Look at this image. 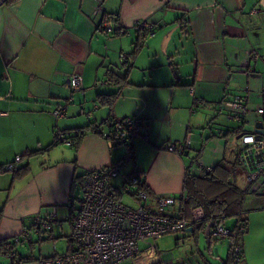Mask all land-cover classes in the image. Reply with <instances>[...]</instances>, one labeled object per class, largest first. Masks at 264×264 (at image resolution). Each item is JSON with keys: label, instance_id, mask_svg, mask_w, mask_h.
<instances>
[{"label": "crops", "instance_id": "1", "mask_svg": "<svg viewBox=\"0 0 264 264\" xmlns=\"http://www.w3.org/2000/svg\"><path fill=\"white\" fill-rule=\"evenodd\" d=\"M97 4L98 0H17L12 4L0 0V111L5 112L0 114V239L13 240L23 231H32L33 216L56 207L51 231L32 233L26 242L16 244L12 256L1 252L0 264H39L46 257L39 254V241L45 239L65 237V251L72 245L71 216L80 207L82 176L120 162L126 152V146H109L101 134L86 130L89 123L109 116L135 115L146 125L147 136L134 139L133 156L122 163L112 183L118 187L123 174H139L152 194L148 209L154 210L161 196L180 198L200 190L208 198L227 201L230 210L238 212L236 200L246 193L249 169L238 156L240 135L254 132L263 115L257 108L264 106V0H104L102 9L115 16L117 33L113 35L95 30L97 17L92 10ZM254 9L257 12L251 14ZM138 20L152 23L154 35L145 37V32L133 29L128 34L120 32ZM172 26L166 53H159L160 39ZM177 28L187 32L185 68L175 67L169 52ZM251 50L258 56L251 57ZM121 53L127 54L126 60L121 61ZM245 61L253 71L244 74L240 68ZM74 73L82 77L77 90L69 85ZM237 93L248 96L242 123L227 118L225 102ZM99 94H115L116 99L112 105H100ZM58 103H66V110L55 118ZM79 128L85 132L77 147L53 144L55 130ZM189 133L190 145L183 154L162 148L168 142H184ZM227 152H237L238 160L231 161ZM17 155L21 159L14 170L26 167L20 176L2 169ZM194 159L210 171L216 168L215 172L203 177L192 164ZM234 164L247 169L241 186L229 182ZM224 180L237 192H224ZM117 193L127 204H136ZM197 204L198 199L189 196L165 212L188 217L187 209ZM241 208L243 213V201ZM238 219L239 215L226 216L224 224L234 221L226 225L234 227ZM183 233L193 235L189 229ZM224 242L223 264L228 259ZM19 245L25 248L19 251ZM144 249L142 245L136 258L120 264L157 263L155 250Z\"/></svg>", "mask_w": 264, "mask_h": 264}, {"label": "built area", "instance_id": "2", "mask_svg": "<svg viewBox=\"0 0 264 264\" xmlns=\"http://www.w3.org/2000/svg\"><path fill=\"white\" fill-rule=\"evenodd\" d=\"M94 6L92 14L97 17L95 30L99 34L113 35L117 33L115 16L107 14L101 7V2ZM257 10L251 11V14ZM145 32V37L154 35L152 23L146 20L135 21L131 27L121 28V33L128 34L131 30ZM251 57L258 55L254 50ZM126 53L120 54L121 61L127 59ZM244 74L253 71L249 61H245L240 68ZM105 81H98L102 84ZM72 90H77L82 85V77L74 73L69 78ZM247 91V89H245ZM248 96L246 93L234 94L225 102L227 118L236 123L244 122L248 112ZM66 103H58L53 110L55 118L63 116ZM262 114L263 108H257ZM1 112L0 114H4ZM91 131L101 134L109 146L123 142H134V139L143 135L147 136L145 125L139 117L128 115L123 118L109 116L104 121L91 126ZM57 139L71 145L73 136L55 130ZM77 132H75V135ZM190 133L188 138L181 143L168 142L162 148L171 152L183 154L190 145ZM133 153L126 152L120 162L98 167L87 171L80 181L81 198L79 209L71 216L72 245L63 253H54L51 256L39 259V264H120L127 258H136L143 252L154 253V247L150 240L159 239L166 234L188 230L197 222L204 219V211L200 204L187 209L188 217L167 213L165 210L173 207L179 199L187 200L189 195L183 193L180 198L174 196H161L157 198L156 208L150 210L146 207L150 196L145 188L141 176L137 173L123 174L122 183L115 187L112 181L120 175L121 165L128 162ZM239 160L249 169L246 176L244 192L258 180L264 171V139L255 132H244L240 135ZM21 159L15 156L13 162L2 166L3 170H14V164ZM192 164L204 177L210 173V167L204 165L198 159ZM145 186V185H144ZM124 196L130 197L136 204H127L117 197V190ZM182 206L178 207L180 211ZM56 217V207L51 208L46 214H38L33 217L32 231H23L13 238L16 244L26 242L32 233L43 234L51 231L52 223ZM200 219V220H199ZM199 220V221H197ZM225 216H221L213 222L209 230V238L213 241H227L228 259L226 264H246L242 250V235L245 232V222L239 218L234 227L224 224ZM150 253V254H151ZM156 264V263H155ZM164 264H174L166 261Z\"/></svg>", "mask_w": 264, "mask_h": 264}, {"label": "rangeland", "instance_id": "3", "mask_svg": "<svg viewBox=\"0 0 264 264\" xmlns=\"http://www.w3.org/2000/svg\"><path fill=\"white\" fill-rule=\"evenodd\" d=\"M173 28L175 27L172 26L170 31ZM186 34L187 32L177 28L173 30L171 35L169 52L172 54V62L177 68H185L189 63V58L184 49L186 48ZM164 36L161 37L158 45L159 53H166L167 45L165 46L166 48H163L162 45ZM172 48H176V51L172 50ZM250 125L252 126V124ZM234 150L236 151V149ZM227 154L230 158L232 157L231 161L236 162L238 160L237 152H227ZM234 165L233 174L229 177V182L231 181L233 184L241 186L247 169L241 164ZM75 194L76 202H78L80 197L79 188ZM128 198L132 200L130 197ZM242 214L248 223L246 233H244L242 238L245 262L246 264H264V174H261L258 180L243 195ZM228 219H233V217H228L226 220ZM233 222L227 221L225 225H231ZM64 224L67 228V233H69L68 220H65ZM183 232L171 233L164 235L160 239L150 240L157 256L156 264H164L171 259L174 264L181 261H187L189 264H223L221 259L226 256V242L210 240L211 242L208 244L203 230L197 231L195 235H184ZM65 244L66 238L58 236L55 237V240L45 239L44 241H39V254L47 256L53 255L54 252L62 253L65 251ZM22 246H17V249L19 251L24 249L25 247ZM128 262L124 264H128Z\"/></svg>", "mask_w": 264, "mask_h": 264}, {"label": "trees", "instance_id": "4", "mask_svg": "<svg viewBox=\"0 0 264 264\" xmlns=\"http://www.w3.org/2000/svg\"><path fill=\"white\" fill-rule=\"evenodd\" d=\"M15 1H17V0H3V3L12 4ZM111 78L114 79V81H119L118 78H114L113 75H111ZM123 79H125V78L123 77ZM115 97H116L115 94H99L97 96V101H98V104H100V105H102V104L112 105L113 102L116 99ZM262 108H263V115H262V118H261L260 121L262 123V127H263V130H264V106ZM133 116H135V115H133ZM95 123H99V122H91V123H89V125H87V128L85 127L86 130H88V131H89V129L91 130V126L93 124H95ZM85 128L74 129L73 131L72 130H59V131L62 132V133H69L70 135H72L73 136V142H72L71 145L74 146V147H77V145L79 144L81 136L85 132ZM75 132H77L76 135H75ZM54 137H55V142L53 144L62 142L61 140L57 139V135L55 133H54ZM263 139H264V133H263ZM115 145H124V146H126V152H130L131 151L132 153H134L133 152L134 142H126L125 141L123 143H119V144H115ZM50 148H51V146L48 147L47 149L50 150ZM32 152H35V151H32ZM126 152L124 154H126ZM122 159H123V157H122ZM25 170H26V167H22L20 169L14 170V172H15L14 176L22 175ZM215 170H216V168L211 170L210 174L214 173ZM187 177L190 178L189 176H187ZM191 178L193 180H195V177L192 176ZM198 178H201V177H198ZM221 185H223V187H224V192H231V193L237 192V191H234L235 188L232 187V184L228 183L226 180L222 181ZM143 188H145L147 190L149 196L152 195L151 192L149 191V189L146 186H144V184H143ZM188 195L191 197V199H194L195 201H197V199H198V202L200 203V205L204 209V219L202 221L198 222L197 224H193V230H192L193 235H195L197 231H202L203 230V232H204V229L206 228V226H207V224L209 222H212L211 223V226H212L213 222L215 220H218L223 215L225 217L226 216L239 215V218L243 219L244 222H245V231H246V226H247L246 218L245 217H241V214H242L241 203H242L243 199H241L240 201L236 200V204L240 205V206H238V209L240 211L238 210V212H236V211H231L230 210V206H229V203L227 201H222V199L219 198V197H209L208 198L206 193L205 192L201 193L200 190L199 191H195L192 194H188ZM191 203L193 204L195 202H191ZM224 203H226V204L224 205ZM2 211H3V208L0 209V217L2 215ZM181 216H184V215L181 214ZM32 224H33V218H32ZM71 243H72V239H71ZM15 246H16V243L13 242L12 239H10V238H2V239H0V253L1 252L2 253H6V254L12 256L11 253H12L13 249L15 248ZM13 259L21 261V259L19 257H17V256H13ZM225 264H226V262H225Z\"/></svg>", "mask_w": 264, "mask_h": 264}, {"label": "water", "instance_id": "5", "mask_svg": "<svg viewBox=\"0 0 264 264\" xmlns=\"http://www.w3.org/2000/svg\"><path fill=\"white\" fill-rule=\"evenodd\" d=\"M2 1H3V0H1V2H2ZM170 34H171V31L168 32V33L166 34V36L163 37V41H162V45H163V46L166 45V42H167V40H168ZM254 132L257 133L258 136H259L260 138L263 137L264 130H263V127H262V123H261L260 121L257 122V123L255 124ZM211 223H212V222H209V223L207 224L206 228L204 229V235H205L206 238H207V236H208V232H209V229H210V227H211ZM188 229H189V231L192 230L191 227H189ZM208 243H209V240H208Z\"/></svg>", "mask_w": 264, "mask_h": 264}, {"label": "bare ground", "instance_id": "6", "mask_svg": "<svg viewBox=\"0 0 264 264\" xmlns=\"http://www.w3.org/2000/svg\"><path fill=\"white\" fill-rule=\"evenodd\" d=\"M202 208H203V207H202ZM203 211H204V209H203ZM199 220H200V219H199ZM199 220H197V221H199ZM202 220H203V219H202ZM202 220H201V221H202ZM197 223H198V222H197ZM197 223H196V224H197ZM191 228H192V230H193V226H191ZM210 228H211V227H210ZM209 230H210V229H209ZM207 238H208L209 242H211V241H210L211 239L209 238V232H208V236H207ZM209 244H210V243H209Z\"/></svg>", "mask_w": 264, "mask_h": 264}]
</instances>
